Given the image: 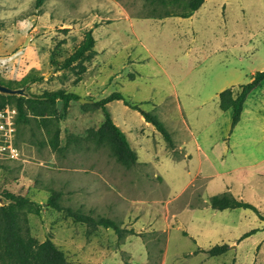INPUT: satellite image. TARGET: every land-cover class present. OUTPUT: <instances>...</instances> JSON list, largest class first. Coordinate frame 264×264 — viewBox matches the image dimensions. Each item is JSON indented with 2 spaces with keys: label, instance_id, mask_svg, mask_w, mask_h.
<instances>
[{
  "label": "rangeland",
  "instance_id": "obj_1",
  "mask_svg": "<svg viewBox=\"0 0 264 264\" xmlns=\"http://www.w3.org/2000/svg\"><path fill=\"white\" fill-rule=\"evenodd\" d=\"M153 11L146 0H42L39 6L36 0H0V81L15 87L31 77L36 79L27 83L31 95L61 89L90 101H71L64 115L56 103L58 151L46 144L36 120L16 127L22 161L0 168V193L39 205L38 214L27 215L30 234L39 242L50 239L73 264H264V220L249 210L224 212L225 232L211 242L227 244L226 253L208 257L195 248L191 233L197 221L192 222L188 209L205 204L203 184L198 179L177 197L165 177L177 187L193 175L194 166L185 161L168 166L166 160L161 171L154 166L164 158H184L183 151L157 145L153 165L136 163L126 169L106 146L84 139L103 115L83 105L120 92L155 114L173 137L178 134L166 119L176 120L188 142H213L217 155L226 147L222 137L241 134V166L264 155V82L246 103L249 115L260 111L254 127L252 119H243L240 128H231L230 113L218 108L217 98L226 89L236 93L253 73L264 71V0H206L188 18L154 19L149 16L159 10ZM131 20L139 26L140 40L133 37L132 42L146 59L131 46ZM88 30L95 44L94 53L81 62L85 71L80 73L77 62L61 68ZM106 107L131 146V119L141 116L120 101ZM233 166L225 161L218 172ZM262 174L264 178V170ZM239 176L247 179V201L258 204L264 219V182L253 169L209 180L205 196L222 192L227 180L237 192ZM255 191L262 194L261 201ZM52 192L60 194V211L46 203ZM66 209L110 219L120 233L75 222ZM217 216L213 224L222 223ZM257 226L258 234L240 239Z\"/></svg>",
  "mask_w": 264,
  "mask_h": 264
},
{
  "label": "trees",
  "instance_id": "obj_2",
  "mask_svg": "<svg viewBox=\"0 0 264 264\" xmlns=\"http://www.w3.org/2000/svg\"><path fill=\"white\" fill-rule=\"evenodd\" d=\"M205 0H146V3L153 7V12L159 10L157 14H152L151 18H188L193 12L201 7ZM37 5H41L42 0H36ZM95 41L92 37L91 30L84 33L83 41L74 50V52L62 61L61 68L70 67L77 62L80 66V73L85 71L82 61L89 54L94 53ZM36 79L26 77L17 85L11 86L0 81V84L10 88H18L26 83H32ZM264 81V71L255 72L250 81L241 85L236 93L231 89L220 92L218 98V108L222 112L230 113L231 128L240 120L245 100L248 95ZM79 97L73 93H67L64 90H55L43 92L39 95H31L30 98L17 96H1L0 106L12 104L17 109L16 127L27 125L32 119L36 120L38 127L42 128L47 135L46 144L53 151L60 149L59 128L57 127L58 115L56 103H61L62 114H66L70 102L78 100ZM112 101H120L122 104L139 113V115L150 123L154 129L161 135L167 147L174 150V145L170 133L164 124L152 112H147L140 108L138 104L127 100L122 93L114 92L105 98L95 101L92 104H85L84 107H93L101 111L103 120L96 128L86 130L84 139L95 146H106L110 157L116 160L124 168L128 169L136 164L137 155L131 148L125 133L113 122L110 112L106 105ZM6 165V164H5ZM4 165L0 166V168ZM9 200L6 205L0 206V264H73L70 262L63 251H61L50 239L42 242L37 241L29 231L27 215L30 212L39 213L40 206L36 205L29 199L15 195L11 192L0 193ZM59 193L52 192L46 203L49 207L62 210L58 204ZM208 206L212 210H234L245 209L252 211L259 220H264L259 210L252 204L237 199L229 192H224L210 196L207 200ZM67 215L73 221L80 223H88L92 226H103L120 233L118 226L110 219L99 217L93 219L88 215L82 214L71 209H66ZM259 229H252L240 236V239L247 238L251 234H255ZM120 235V234H119ZM228 250L227 244H216L204 252L208 257H219Z\"/></svg>",
  "mask_w": 264,
  "mask_h": 264
},
{
  "label": "crops",
  "instance_id": "obj_3",
  "mask_svg": "<svg viewBox=\"0 0 264 264\" xmlns=\"http://www.w3.org/2000/svg\"><path fill=\"white\" fill-rule=\"evenodd\" d=\"M206 1V0H205ZM204 1V2H205ZM204 4V3H203ZM201 5V7L203 6ZM200 7V8H201ZM199 8V9H200ZM197 9L193 14L190 16H194L196 12H198ZM136 27L139 29V26L136 23V20H131V46L135 48L134 43L132 42L133 37L138 39L137 36V31ZM139 40V39H138ZM140 41V40H139ZM132 48V47H131ZM136 56H139L140 59H146L144 56H141V53L136 52V48L134 50ZM138 58V59H139ZM144 64V63H142ZM141 64V65H142ZM254 74V73H253ZM252 74V75H253ZM251 75V76H252ZM250 81V80H249ZM264 82V81H263ZM262 82V84H263ZM260 86V85H259ZM256 89V88H255ZM254 89V90H255ZM253 90V91H254ZM252 91V92H253ZM251 92V93H252ZM250 93V94H251ZM248 95L247 99L245 100L243 110L240 116L239 122L235 125V128H240L243 119H252V125L253 127L256 126L259 123L260 119V111L259 110H253L250 112V115L246 111V103L247 100L249 99ZM143 103V102H142ZM109 104V103H108ZM113 122L124 132L126 131L121 128V126L112 119ZM166 121L171 125V129L173 132L177 133L178 136L176 137L171 136L173 145H174V150L179 149L180 151H183L184 158H180L179 160H172L171 158H164L163 160L159 161V163L154 164L153 160L155 158L156 152H155V146L160 145L163 146L165 144L163 138L161 135L154 129V127L150 124L145 122V120L141 117L140 119H131V148L135 151L137 155V162L136 163H152L154 166L157 168L158 171L160 165L166 160V163L168 166L176 165L179 164L183 161L187 162V164L190 163L191 166H194L193 168V175L188 177L185 181H183L181 184H179L177 187L174 186L172 183L171 179L168 177H165L166 181H168L167 185L169 188L174 189L175 191L177 190L176 196H181L182 194L187 191V189L193 185V183L198 179L201 180L203 185V197L204 200L203 202L205 203L203 206L193 208V209H188L190 212L189 214L191 215L192 222L197 221V225L192 228V233H191V238L194 241L195 248L200 249V250H206L210 248L214 244L212 241V238L216 235H220L222 232H225V223L222 221L225 219V211H217V210H212L208 204L207 200L210 196H214L216 194H211L210 196H205V189H207L208 186V181L213 179V178H220L223 176V173H229L230 171H239L244 168L247 169H253L257 171V175L259 176V181L261 183L264 182L263 178V170H264V155L263 153L260 154V156H256L254 159L249 160L246 162L245 165L241 166L239 162V152L240 146H241V140L240 136L241 134L237 135H230L229 137H220L222 142H224V145L226 146L225 149L223 148L221 153L219 155L214 154L212 152L213 149V142H208L204 146L200 144L197 140L193 139L191 142H188L186 138L182 137V129L176 122L175 119H166ZM162 122V121H161ZM163 123V122H162ZM188 129V127H186ZM189 130V129H188ZM250 130V128H249ZM126 135V134H125ZM249 134L242 133L243 137H247ZM128 139V138H127ZM175 141V142H174ZM226 161V163L231 162L233 166L232 170H227L226 172H218L217 166L220 164L223 165V163ZM164 172H167L168 170L165 169L163 170ZM237 192L234 191V186L233 182L231 181H226L221 188L223 191L220 193L224 192H229L232 196H234L237 199H241L245 202H248L252 204L254 207H256L259 210L258 204H254L252 202L247 201L246 199V187L247 185V179L244 176H239L238 181H237ZM220 193H217L220 195ZM252 194L255 197H259L261 201L263 199L262 194L258 195V192H252ZM237 210V209H234ZM245 210V209H244ZM250 211V210H249ZM218 212V213H215ZM218 214V216H217ZM220 218L222 223L218 224H213V220H215V217ZM187 216H185L186 218ZM261 226V225H260ZM259 226H257L255 229H258ZM247 232V231H246ZM259 231H257L255 234H258ZM255 234H251V236H254ZM242 235V234H241ZM240 235V236H241ZM250 237V236H249ZM225 244V243H222Z\"/></svg>",
  "mask_w": 264,
  "mask_h": 264
},
{
  "label": "built area",
  "instance_id": "obj_4",
  "mask_svg": "<svg viewBox=\"0 0 264 264\" xmlns=\"http://www.w3.org/2000/svg\"><path fill=\"white\" fill-rule=\"evenodd\" d=\"M17 109L13 105L0 106V166L22 161V153L16 144Z\"/></svg>",
  "mask_w": 264,
  "mask_h": 264
},
{
  "label": "water",
  "instance_id": "obj_5",
  "mask_svg": "<svg viewBox=\"0 0 264 264\" xmlns=\"http://www.w3.org/2000/svg\"><path fill=\"white\" fill-rule=\"evenodd\" d=\"M28 84H24L21 87L18 88H10L6 85L0 84V95L1 96H17V97H23V98H30L31 94L27 91ZM80 102H88L83 99H79ZM90 102V101H89ZM9 203V200H7L5 197L0 195V206L6 205Z\"/></svg>",
  "mask_w": 264,
  "mask_h": 264
}]
</instances>
